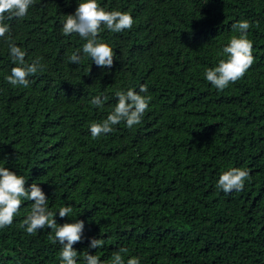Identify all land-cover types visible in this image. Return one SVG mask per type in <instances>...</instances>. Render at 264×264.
<instances>
[{
    "label": "trees",
    "instance_id": "1",
    "mask_svg": "<svg viewBox=\"0 0 264 264\" xmlns=\"http://www.w3.org/2000/svg\"><path fill=\"white\" fill-rule=\"evenodd\" d=\"M82 0H36L22 19L6 21L0 38V167L37 182L59 224L83 220L73 247L111 264L114 253L140 264H264V0H99L130 12L131 29L99 37L114 49L111 68L84 56L76 33L62 22ZM248 20L253 65L223 91L205 70ZM11 39L43 71L29 87L5 79L16 65ZM82 57L72 64L68 57ZM146 85L151 101L142 122H125L93 139L90 125L118 102L116 92ZM104 100L103 108L90 103ZM231 167L250 170L243 191L216 187ZM22 201L13 223L0 229V264H61L62 246L45 226L28 235ZM71 205L70 216L59 209ZM104 245L89 247L91 238Z\"/></svg>",
    "mask_w": 264,
    "mask_h": 264
},
{
    "label": "clouds",
    "instance_id": "2",
    "mask_svg": "<svg viewBox=\"0 0 264 264\" xmlns=\"http://www.w3.org/2000/svg\"><path fill=\"white\" fill-rule=\"evenodd\" d=\"M36 0H0V38L10 33V24L6 21L24 18L29 8ZM134 18L130 12L119 10H106L99 3V0H82L74 14H68L66 20L62 22V34L65 36L76 33L86 43L82 46L84 56L90 57L92 61L101 68H111L114 63L113 46L99 37L103 30L102 25L110 32L120 33L125 29H131ZM251 27L248 20H241L232 25L233 32L236 33L230 38V43L225 46L221 58L215 67L205 70V77L215 88L223 91L230 83L245 76L249 68L253 65L255 57L253 55V41L249 39L248 30ZM8 47L12 62L16 65L11 69V73L5 77L6 81L13 86L29 87V77L38 71H43L44 65L41 63L43 57H36L32 62H28L26 52L21 47L9 39ZM68 61L72 64H79L82 61L81 55L73 52ZM146 85H141L139 91L128 89L116 92L118 102L105 119L93 122L90 125V132L93 139L103 134L113 131V126L125 122L128 128H133L142 122L143 115L149 107L151 101L147 93ZM107 97L104 98L106 100ZM104 100L100 96H95L90 101L91 104L100 108L104 106ZM250 179V170L242 167H231L224 171L216 184V187L228 194L233 191L244 190L245 181ZM26 179L23 175L10 170L7 167H0V229L10 226L14 216L21 208L22 201H31L30 214L21 224L28 235H35L38 229L45 226L50 228L55 237L53 243L57 241L62 246L60 251L61 264H78L79 252L73 247L82 239L85 228L83 220H76L71 223L59 224L54 214L48 208V197L37 182H33L30 188L26 187ZM71 205L61 207L59 216L61 218L70 216ZM102 238H91L89 247L98 249L103 247ZM127 248H121L114 253L111 264H140V258L132 256L125 262L122 253H127ZM86 264H101L97 255L88 252L84 256Z\"/></svg>",
    "mask_w": 264,
    "mask_h": 264
}]
</instances>
